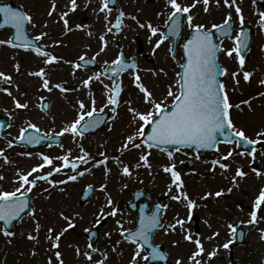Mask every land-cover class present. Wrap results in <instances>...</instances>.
I'll use <instances>...</instances> for the list:
<instances>
[{
	"label": "rangeland",
	"instance_id": "rangeland-1",
	"mask_svg": "<svg viewBox=\"0 0 264 264\" xmlns=\"http://www.w3.org/2000/svg\"><path fill=\"white\" fill-rule=\"evenodd\" d=\"M8 1H14L31 16V36L38 37L47 33L42 36L40 43L48 48L42 56L33 50L0 45V73L11 77V81L0 77V86L3 87L0 92V112L3 116L11 117L7 134L18 139L22 130L30 124H35L37 129L48 136L60 134L78 119L80 102L85 104L84 112H87L91 110L93 99L96 101L97 112L109 111L111 118L96 135L81 137L64 133L63 141L57 146L45 145L30 150L0 140V151L4 154L0 156V192L15 191L20 183L18 173L27 174L43 163L41 154L50 158L68 155L70 162L78 164V168L73 170L63 167L62 160L54 159L53 165H45L29 177L31 180L47 174L55 166H61L62 170L51 175L49 180L67 182L53 185L46 180H37L36 187L29 192L33 196L32 214L10 231L12 235L6 236L0 228V264H49L50 260L52 264H59L55 256L57 251L61 253L63 264H98L99 261H103V264H131L137 245L127 242L123 234L135 228L137 214L128 210L127 204L132 201L133 190L140 189L152 193V205L160 204L165 209L164 227L154 241L163 245L174 263L180 261L181 264H195L190 258L197 251L195 241L200 240L205 249L201 256L196 257L200 264L224 263L230 253L229 248L224 247L226 243L232 246L237 264H264L263 203L257 211V221L248 223L255 201L264 191V136L258 137V133L264 132V95H261L264 93V84L261 83L264 81V27L261 26L259 15L264 11L263 7L256 0H237L245 19L244 24L255 31L243 67L235 52L232 57H228L224 51L235 46L233 40L224 43L220 56V62L226 68L222 83L234 106L230 110L234 131H243L248 138L259 140L262 144L261 148L256 149L253 159L249 153L243 152L244 155H240L242 151L237 144L221 145L217 151L207 154H197L187 149L155 150L144 144L139 149L131 145L127 149L123 147L127 137L134 135L143 123L133 118L135 113H147L151 109V105L144 102V93L137 87V83L143 84L157 102L167 101L170 104L171 97L167 96V92L170 86L175 91L174 86L178 81L182 62L180 52L173 59L168 41L159 48L155 47L172 11L167 0H119L117 8L110 12L99 11L102 0H76L74 11L71 0H0ZM53 2L56 8L50 16ZM193 2L178 0L182 6H190ZM204 7L201 2L191 9L194 24L204 25L211 30L213 25L224 23L231 13L234 27L237 31L241 30L235 6L229 8L223 0H220L219 5L216 0H210L208 11ZM64 13L68 15L64 17ZM121 13H124L122 24L116 28ZM65 19L68 21L67 27ZM137 21L145 25L151 23L158 29L157 35L152 36L150 29L141 28ZM109 28L112 30L109 31ZM185 30L187 36L190 32L188 22ZM10 37V31H0V40L7 41ZM105 43L107 47L101 51ZM121 54L127 60L136 59V72L117 77L108 76L106 67L112 65ZM149 55L153 58L151 62L147 59ZM51 56L57 57V61L46 63ZM81 57L92 58L98 65L83 68L80 65ZM77 64L79 68L75 67ZM42 69L45 73L43 77L32 75ZM245 72L251 73L247 81L244 79ZM233 73L238 75L233 77ZM97 75L100 76L99 80L94 79ZM137 75L140 77L138 82L135 79ZM90 77L93 79L86 86L84 81ZM44 79L49 80L51 91L43 87ZM56 85H65V89L61 90ZM113 85L122 88L118 105L108 103V96L115 95ZM16 100L28 104V107L17 108ZM44 100L51 104L47 114L41 110ZM244 101L249 103L245 104ZM130 109H134L135 113ZM148 129L146 127L145 132ZM142 138L137 137L135 142L140 143ZM169 151L173 153L172 161L167 156ZM229 151L233 155L221 161L229 165L228 169L218 165L214 167L212 162L227 155ZM81 155L90 157L87 163L77 159ZM142 155H148L150 168L144 166ZM102 160H106V163L97 166ZM173 162L183 182L180 189L173 184L171 173L163 170L164 166ZM124 166L131 171L130 176L123 173ZM254 168L259 170V175L253 171ZM238 169L245 175L236 177L234 182L233 177ZM79 172L84 175H78ZM70 175H77V179L69 180ZM90 186L94 189L93 196L88 203L80 204L82 192ZM170 187L172 191H169ZM216 192H222V195L217 197ZM181 193H187L188 198L195 202L193 208L187 207L188 201L183 196L179 201L171 198ZM113 209L117 210L116 215H107ZM195 217L199 225L198 234L190 222ZM178 220L185 221L188 227L181 228ZM97 224L101 238L97 246L91 247L86 232ZM172 225H175V230ZM229 225L233 228L239 225L247 230L244 246H233L234 232ZM62 232L59 246L53 247L55 241L49 239V235L54 238ZM217 232L219 235L214 236ZM30 236L35 238L30 239ZM186 236H191V240L185 239ZM213 251L215 256L209 257ZM144 255L145 250L141 252V256ZM138 264L147 262L138 259Z\"/></svg>",
	"mask_w": 264,
	"mask_h": 264
},
{
	"label": "snow or ice",
	"instance_id": "snow-or-ice-1",
	"mask_svg": "<svg viewBox=\"0 0 264 264\" xmlns=\"http://www.w3.org/2000/svg\"><path fill=\"white\" fill-rule=\"evenodd\" d=\"M167 2L172 9L169 15V20L173 22L172 28L173 33L175 34L176 29L179 27L180 19L184 14L190 13L191 9L196 7V4L201 2L205 6L204 10L208 11V5L210 3V0H194L193 4H191L190 6H182L180 3H178V0H167ZM216 3L219 5L220 0H216ZM223 3L229 8L235 6V12L239 15L240 24L241 26H243L245 23V19L242 14L241 8L237 5V0H223ZM71 7L74 11L77 7L76 0H71ZM55 8L56 6L53 2L52 9L49 11L50 16L55 11ZM105 10H108L109 12L111 11L109 9V0H102V7L99 9V11L105 12ZM0 13H2L4 16V23L11 24L16 29V41L21 42L26 48L29 47L31 42L24 35V24L26 21H31V16H28L23 12L16 11L11 7L6 6H0ZM67 15V13L63 14L64 17H66ZM259 15L261 26H264V12H261ZM123 16L124 13H121L120 18H117L115 24L116 28H120ZM132 19L136 18L132 17ZM231 20L232 14L229 13L226 19L224 20L223 25H213V29L219 28L221 30L222 35H229L232 32V25L230 24ZM187 22L188 27L192 29V35L191 38L187 41V43L184 45L186 53V62L180 64L182 73H178L180 79L176 82L174 86L175 91H173V87L170 86L167 92V96L171 97V103L169 104L167 103V101L157 102L153 98L152 93L143 84L137 83V87L142 93H144V102L146 104L151 105V109L147 113H135L134 109H130V111H133L135 113L133 118L138 119L143 123L140 124V126L137 128V131L134 135L127 137V142L123 145L125 149H127L129 145H131L133 148L139 149L141 148L142 144H148L149 147L152 144H155L157 146L161 144H172L183 145L188 147H191L192 145H196L198 147H212L216 143L218 132H223L226 129H234L230 113V110L234 106L229 102L227 92L224 90V84L217 80V73L219 69L216 64V59L217 53L222 49L218 48V46L213 42L211 30L206 29L204 25L194 24L193 17L191 15L187 16ZM137 23L141 28L147 27L148 29H150L152 36L157 35L158 29L154 27L151 23H148L147 25L139 23V21H137ZM64 24L65 27H67V19L64 20ZM111 30L112 29L109 28V31ZM43 35H47V33H43L42 36ZM42 36L36 37V40H40ZM103 39L104 37L102 36L101 40ZM164 39V37L160 38L156 42L155 47L159 48L164 43ZM3 44H8L12 47L18 46L17 44L13 43L12 39H9L7 41L0 40V45ZM106 47L107 45L105 43L101 51H103ZM244 47H247V45L246 43H244L242 32L240 36L236 37L235 46L230 49L224 50L226 51V55L228 57H232L233 53H236L237 57H239V63L241 68L244 65V57L240 55V51ZM35 51L38 55H45L40 48H35ZM57 59V57L51 56L50 59H47L45 62L52 63L54 61H57ZM81 60H83V57H81ZM113 64L116 67L112 69V71H114L117 75H119L121 71L129 67V65H126L124 63L122 54L113 62ZM75 67L79 68L80 65L77 64L75 65ZM18 70L19 65H17V71ZM224 71L226 73V70ZM32 75L43 77L45 73L42 69L40 72L32 73ZM232 75L233 77H235L238 75V73H233ZM250 76L251 73L245 72V81L249 80ZM0 77H3L6 81H11V77L6 76L4 73H0ZM92 79L93 78L90 77L88 80H85L84 84L86 86L89 85ZM94 79L99 80L100 76L97 75L96 77H94ZM135 79L138 82L140 80L139 75H137ZM237 83H239V81H237ZM261 83L264 84V81H261ZM43 87L51 91V89L49 88V80H43ZM56 87L60 88L61 85H56ZM105 87L108 86L106 85ZM113 88L115 90V95L108 96V103L112 105H118V97L119 93L122 91V88L116 85H113ZM5 91L8 90L5 89ZM8 94L11 95V92H8ZM261 95H264V93H261ZM15 103L17 108L28 107V104H21L19 100H16ZM91 103V110L84 112L86 106L83 102H80L81 112L78 119L75 120L68 127H65L60 133V135H63L64 133H70L73 136L80 135L79 127L81 126V122L85 121V116L89 118L88 121L83 124L85 130H87V128L89 127L98 126L100 121L93 119L94 114L97 112V109L95 107V99H93ZM243 103L248 104L249 101H244ZM235 107H239V105H236ZM100 111H103V109H101ZM113 111H115V108H113ZM29 127L38 131L37 126L35 124H30ZM146 127L149 128V131L147 133L145 132ZM24 132H27V129L22 130V134L20 136L21 140L24 139ZM231 135H234L239 138L238 140L233 141L237 145H239L241 142L247 145H255L259 143V140H252L248 138L243 131H231L230 136ZM260 136H264V132L258 133V137ZM137 137H146V139H142L140 143H136L135 141ZM29 142H38V138L32 137ZM177 151H179V148H177ZM239 154L244 155L243 152ZM3 155V152L0 151V156ZM148 155H150V153ZM148 155H142L141 160L144 161V166L150 168L151 165L148 163ZM232 155V151H229L227 155H222L220 159L214 160L212 162L213 166L215 167L216 165H218L220 168L227 170L229 165L224 164L221 161L227 160ZM250 155L253 156V159L255 158V148L252 149ZM167 156L170 161L173 160V153L171 151L167 153ZM89 158V156L81 155L77 159H79L82 163H87ZM4 159L7 160V157H4ZM41 159L43 163L31 169V171H29L27 174L18 173L20 183L18 184V187L15 191L0 192V221H4L5 223H11L12 219H14L20 214V212L24 210V208L27 206L24 197L27 195V193L31 192L33 188L36 187L37 180H46L53 185L55 183L67 182H53L49 180V177L51 175H53L54 173H58L62 170L61 166H55L53 170L49 171L47 174L40 175L29 180V177L32 176L33 173L40 171L45 167V165H53L54 159L62 160L63 167H70L73 170H76L78 168L77 163L69 161L68 155H65L63 157L50 158L47 155L41 154ZM105 163L106 160L99 161L97 163V166ZM139 166L140 165L138 164L137 167ZM163 170L166 173H171L173 178V184L176 185L177 189H180L182 187L183 182L180 179V173L176 171L175 163L173 162L170 165L164 166ZM253 171H255L257 175L260 174L259 170L255 168L253 169ZM123 173L129 176L132 174L127 166H124ZM78 175L83 176L84 173L79 172ZM244 175L245 173L242 170L238 169L235 176L233 177V181L235 182L236 177H243ZM0 179H2V177H0ZM68 179L71 181H75L77 179V175H70ZM169 191H172L171 187L169 188ZM228 191L230 192L231 189H229ZM207 195L212 194L208 193ZM221 195L222 192L215 193V196L217 197ZM181 196H183V199L188 201L187 207L189 209L195 206V202L188 198L187 193L177 194L172 196L171 198L173 200L179 201L181 199ZM262 203H264V191H261L259 197L255 201L254 210L251 211V218L248 221L249 224L255 223L257 221V211L260 210ZM109 205H111V200H109ZM116 212L117 210L113 209L111 212L107 213V215L115 216ZM101 213L103 214V210H101ZM61 215L63 216V213H61ZM64 218L66 220L69 219L68 217ZM117 223H119V221ZM140 223V230L138 232L131 233V235L127 238L129 242L133 244H136L138 239L143 241V244H139L137 246V250L134 253L131 264H138V259H142L144 261H147L149 259V256L147 255L141 256V252L143 251V245L148 244L149 242L148 232L152 227H154L158 223V219L156 216H153L149 224H145L144 220H141ZM177 223L180 224L181 227L183 226L182 221L178 220ZM71 226V223H69V227ZM171 227L173 230H175V225H172ZM229 228H232L233 232L235 231L232 225H229ZM38 229L39 225H37V230ZM66 230L67 229H65V231ZM51 231L53 230H50V232ZM4 234L6 236L12 235V233L7 231ZM61 235H63V232L55 236L54 238L49 235L48 238L54 239L55 241L53 243V247L59 246L58 241ZM218 235V232L214 233V236ZM29 238L34 239L35 237L30 236ZM212 238L213 237H209V239ZM185 239L191 240V236H186ZM195 243L197 245V251L192 254L190 259L194 260L195 264H200V261L197 260L196 257L201 256L204 253L205 249L200 240H196ZM224 247L228 248L229 245L226 243L224 244ZM215 254V251H213L209 253V257L215 256ZM85 255L88 257V259H91V256L88 253H85ZM55 256L59 264H63V260L60 259L61 253L57 251L55 253ZM158 256V251L156 249H153L151 253L152 259H156L158 258ZM49 264H52L51 260L49 261ZM98 264H103V261H99ZM177 264H181V262L177 261Z\"/></svg>",
	"mask_w": 264,
	"mask_h": 264
},
{
	"label": "water",
	"instance_id": "water-1",
	"mask_svg": "<svg viewBox=\"0 0 264 264\" xmlns=\"http://www.w3.org/2000/svg\"><path fill=\"white\" fill-rule=\"evenodd\" d=\"M260 1L262 2V0H260ZM6 7H9V6H6ZM16 11H20V10H16ZM2 16H3V14H2ZM3 19H4V16H3ZM172 23L173 22L171 21L170 26L167 27L166 30H169L170 34L173 36V38H174V44L176 45L177 40H178L179 35H180V32L182 30V20L180 19L179 27L176 29L175 34L173 33ZM27 24H28V21H26L25 24H24V35L28 38V35H27V32H26V26H27ZM2 27H10L14 31V34L16 35V29L11 24H5L4 23V20H3V22L0 25V28H2ZM217 33L219 34L220 41H222L225 37H231V33L229 35H222L220 29H217ZM212 38H213V35H212ZM243 39H244V43H246L247 47H244V48L241 49L240 55H242L244 57L245 54L247 53L248 49H249L250 44H251V37L250 36H247L246 37V35L243 34ZM28 40L31 42L30 45L36 44V41L35 40L29 39V38H28ZM14 42L16 44H22L21 42L16 41L15 38H14ZM216 45L218 46V48H220V44H216ZM184 50H185V48H184ZM218 53H217V57H218ZM185 55H186V53H185ZM216 64H217V59H216ZM217 67L219 69V71L217 73V80L219 81V78L222 76L223 71H222V68L218 64H217ZM127 68H130V65ZM108 118H109V114L108 113L97 114V115H95L93 117V119H95L97 121H100V123L98 124V126H96V127H89V128H87V130H85L84 127H83V125H82L80 127V130L79 131L82 132L83 134H86V135L87 134H95L101 127H103L106 124ZM8 124H9V118L8 117L7 118H0V138H4V139L11 140L9 136L3 135V132L6 130ZM230 132H231V130H228V129H226L223 132H218L217 133V138H216V143L212 147H198L196 145H192L191 147H194L197 151L205 152V151H209V150H212V149H215L216 148V146L218 144V138L219 137L222 139L223 142H227V143H231L235 139H237V140L239 139L238 137H236L234 135H231L230 136ZM32 137H37L38 138V142H31L30 143L29 140ZM145 139H146V137H145ZM59 140L60 139L59 138H56V137L50 138V139L44 138V136L38 135L35 132V130L30 129V130H27V132H24V139L23 140L16 141V143L17 144H20V145H26L28 147L34 148V147L40 146L41 144H44L47 141L51 142L52 144H56V143L59 142ZM153 145H155V144H153ZM241 145L243 147H245V148H250L249 145H247V144H245L243 142H241ZM155 146H157V145H155ZM159 147H163V148H184V147H188V146L172 145V144H161V145H159ZM89 193H90V191L88 192V194ZM142 195H143L142 193L136 194V200L141 199ZM24 199L26 200L27 206L24 208V210L22 212H20V214L18 216H16L14 219H12L11 223H5L4 221H0V223L1 222L3 223L4 228L6 230H9L12 227V225H13L14 222L19 221L26 213H28L30 211V197L29 196H25ZM147 208H148V206L146 204L141 205V207H140V218H139V220L137 222L138 229L135 230L134 232H138L140 230V228H141L140 221L141 220H144L145 221V224H149L151 222L153 216H156L157 217L158 223L154 227H152L150 229V231L148 232L149 242H148V244H144L143 247L149 249V259H150V263H157V262L161 261L163 264H165L166 263V256H165V254L163 253V251L161 250V248H159V247L156 248L152 244V238H153L154 234L156 233L157 229H159L161 227L160 208L159 207L155 208V211H154V213L152 215L146 214ZM134 232H131V233H134ZM131 233H126V237H129L131 235ZM92 234H94V232L90 233L89 235H90V239L93 241V237L94 236ZM237 236H238V238H237L238 244H243L245 232L243 230H241L240 228H238L237 229ZM137 242H140L141 244H143V241L142 240H139L138 239ZM153 249H156L158 251V253H159L158 258H156V259H152V257H151V253H152Z\"/></svg>",
	"mask_w": 264,
	"mask_h": 264
},
{
	"label": "bare ground",
	"instance_id": "bare-ground-1",
	"mask_svg": "<svg viewBox=\"0 0 264 264\" xmlns=\"http://www.w3.org/2000/svg\"><path fill=\"white\" fill-rule=\"evenodd\" d=\"M256 187H258V186H256ZM260 189V187L258 188V190Z\"/></svg>",
	"mask_w": 264,
	"mask_h": 264
}]
</instances>
